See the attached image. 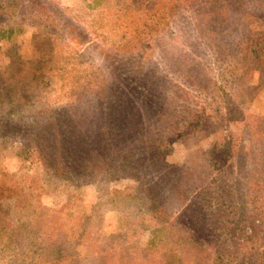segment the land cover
I'll return each mask as SVG.
<instances>
[{
  "label": "rangeland",
  "instance_id": "374dc122",
  "mask_svg": "<svg viewBox=\"0 0 264 264\" xmlns=\"http://www.w3.org/2000/svg\"><path fill=\"white\" fill-rule=\"evenodd\" d=\"M185 2L0 0V264H264V0ZM148 93L170 180L71 168Z\"/></svg>",
  "mask_w": 264,
  "mask_h": 264
},
{
  "label": "trees",
  "instance_id": "16d2710c",
  "mask_svg": "<svg viewBox=\"0 0 264 264\" xmlns=\"http://www.w3.org/2000/svg\"><path fill=\"white\" fill-rule=\"evenodd\" d=\"M185 1L186 4H189L191 0ZM162 92H164L163 89ZM148 94L149 95L146 96L143 95L144 97L141 95L139 97L140 100L137 102L136 100H131V104L136 105V107L131 108V111L129 112L123 111L124 106L116 105L114 110H112L110 113H107V117H105V119H107L106 121L108 122L107 124L117 131L114 133L105 131L103 133L100 128H96L97 130H95L94 138L88 139L85 136L87 140L97 139L100 142L104 141L103 149L100 154H95L94 158H91L93 155L92 153H89V150H83L78 153L75 152L77 158L73 154L74 151L70 152V157L72 159V162L70 163L71 168L73 169L79 167V170L86 173L87 175H96V173H98V168H104V172L106 173H111L113 176L120 174V176L122 175L121 177H123L127 171L129 172L135 170L136 163H140L138 160L143 159L144 162L148 164L147 169L150 170L155 168L157 173L159 171V175L162 177V179L167 178L170 180L171 171H173V168L165 161L167 154H164L163 156L160 154L162 153L160 150L161 142L158 141V138L155 137L153 140H148L149 136L146 132L145 125L146 118L149 115H154L152 112L153 110L162 109L159 106L163 99H161L158 94V96L153 93ZM159 99H161V101H158V104L157 100ZM102 111H104L103 108L100 112ZM122 112L124 113L122 114ZM98 117V114L94 115L92 113L90 118L93 120H98ZM160 121H166V119L160 118ZM168 123V129L171 130L173 123L171 124L170 121H168ZM166 128L167 127L163 129L165 134L168 132L165 130ZM73 130L74 132L70 133L72 130L68 129L66 134H79L80 126L75 125ZM173 135H175V130L172 131V136ZM50 155L53 156L52 161L56 159L55 161H59L60 163V158L57 156V154ZM92 169H96L97 172L93 173ZM163 186L166 187V185ZM171 204L176 207L178 202L175 199L173 202H171ZM172 209L174 210V208ZM261 255L264 257L263 247Z\"/></svg>",
  "mask_w": 264,
  "mask_h": 264
}]
</instances>
